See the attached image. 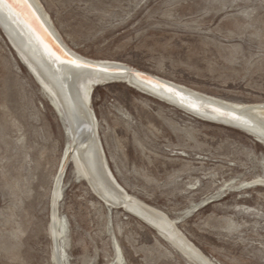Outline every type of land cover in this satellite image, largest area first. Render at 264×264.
Instances as JSON below:
<instances>
[{
	"label": "rangeland",
	"instance_id": "1",
	"mask_svg": "<svg viewBox=\"0 0 264 264\" xmlns=\"http://www.w3.org/2000/svg\"><path fill=\"white\" fill-rule=\"evenodd\" d=\"M40 1L83 57L264 104V0ZM90 99L118 182L172 219L200 257L146 216L108 203L73 158L62 171L70 123L0 25V264H264L256 135L127 82L95 86Z\"/></svg>",
	"mask_w": 264,
	"mask_h": 264
},
{
	"label": "bare ground",
	"instance_id": "2",
	"mask_svg": "<svg viewBox=\"0 0 264 264\" xmlns=\"http://www.w3.org/2000/svg\"><path fill=\"white\" fill-rule=\"evenodd\" d=\"M6 1L11 9L0 0V25L22 62L49 95L59 112L67 117L71 126L73 137L65 153L62 171L68 161L73 158L72 162L84 172L96 192L108 203L109 201L120 202L130 210L146 216L159 230L175 242L177 241L187 253L198 259L200 256L196 250L199 248L197 249L182 237L183 234L179 233L172 219L166 217L159 209L131 196L116 179L106 162V156L103 155L104 151L97 137L98 132L96 133L92 127L93 119L96 120V118L91 109V92L98 85L127 82L148 95L185 107L186 105L193 107L194 109L191 110L205 119L239 126L240 129L256 135L262 143H264L263 102L261 104L230 102L199 91H192L186 86L172 85L168 81L170 86L138 79L133 75L135 68L127 66L125 62L124 64L116 60H94L75 52L63 39L40 0ZM12 12L18 14L21 20L32 28L41 45L52 54L51 56L41 51L30 32L12 15ZM121 259L119 258V262ZM209 263L212 264L210 261Z\"/></svg>",
	"mask_w": 264,
	"mask_h": 264
},
{
	"label": "water",
	"instance_id": "3",
	"mask_svg": "<svg viewBox=\"0 0 264 264\" xmlns=\"http://www.w3.org/2000/svg\"><path fill=\"white\" fill-rule=\"evenodd\" d=\"M1 1L5 4V6H6L7 8L10 7V6L8 5V3H7L6 0H1ZM9 9H11V8H9ZM12 15H13L14 17H16L17 20H18V21H19L24 27H26V29H27V30L30 32V34L32 35L33 39H34V40L36 41V43L39 45L41 51L44 52V54L51 56L52 54H51V53H50L45 47H43V46L41 45L40 40H39L38 37L35 35V33L33 32L32 28H31L30 26H28L24 21H22L21 18H20V16H19L18 14L12 12ZM133 75H134L135 77H137L138 79H141V80H145V81L148 80V81H150V82H160V83H163V84H168V85L170 86L169 83H167V82H165V81H162V80H160V79L154 77L153 75L148 74V73H145V72H142V71H140V70H136V69H134V70H133ZM171 87H173V86L171 85ZM173 88H174V87H173ZM186 106H187L188 108H190V109H194L193 107H190V106H188V105H186Z\"/></svg>",
	"mask_w": 264,
	"mask_h": 264
}]
</instances>
